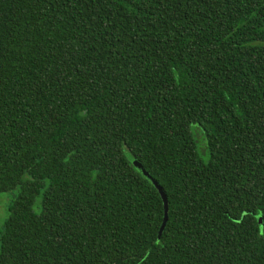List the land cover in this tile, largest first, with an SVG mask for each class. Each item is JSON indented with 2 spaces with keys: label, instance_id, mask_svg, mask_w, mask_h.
Here are the masks:
<instances>
[{
  "label": "trees",
  "instance_id": "trees-1",
  "mask_svg": "<svg viewBox=\"0 0 264 264\" xmlns=\"http://www.w3.org/2000/svg\"><path fill=\"white\" fill-rule=\"evenodd\" d=\"M1 193L0 264H264V0H0Z\"/></svg>",
  "mask_w": 264,
  "mask_h": 264
},
{
  "label": "water",
  "instance_id": "water-1",
  "mask_svg": "<svg viewBox=\"0 0 264 264\" xmlns=\"http://www.w3.org/2000/svg\"><path fill=\"white\" fill-rule=\"evenodd\" d=\"M132 164L134 165L135 168H137L142 175L151 182V184L157 189L162 202H163V206H164V218H163V224L166 221L167 218V198L166 195L162 189V187L158 184V182L142 167V165L137 161V160H132Z\"/></svg>",
  "mask_w": 264,
  "mask_h": 264
},
{
  "label": "rangeland",
  "instance_id": "rangeland-1",
  "mask_svg": "<svg viewBox=\"0 0 264 264\" xmlns=\"http://www.w3.org/2000/svg\"><path fill=\"white\" fill-rule=\"evenodd\" d=\"M5 194H8V193H5ZM5 194L4 193L0 194V225L2 224L3 217L5 216V210H6L5 208H6V204L8 201V198L3 196Z\"/></svg>",
  "mask_w": 264,
  "mask_h": 264
}]
</instances>
